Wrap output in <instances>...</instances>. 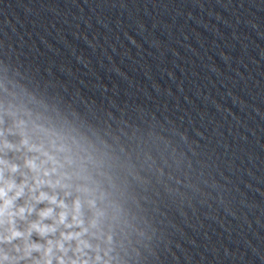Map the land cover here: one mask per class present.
<instances>
[{"label": "clouds", "instance_id": "clouds-1", "mask_svg": "<svg viewBox=\"0 0 264 264\" xmlns=\"http://www.w3.org/2000/svg\"><path fill=\"white\" fill-rule=\"evenodd\" d=\"M39 107L0 103V264H115L104 156Z\"/></svg>", "mask_w": 264, "mask_h": 264}]
</instances>
